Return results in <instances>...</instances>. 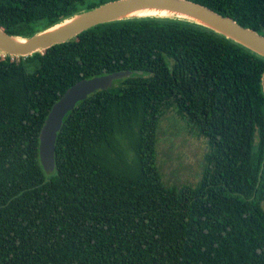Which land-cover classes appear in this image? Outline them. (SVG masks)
Listing matches in <instances>:
<instances>
[{
	"label": "trees",
	"instance_id": "obj_1",
	"mask_svg": "<svg viewBox=\"0 0 264 264\" xmlns=\"http://www.w3.org/2000/svg\"><path fill=\"white\" fill-rule=\"evenodd\" d=\"M110 0H0L27 37ZM264 35V0H191ZM37 60L33 71L25 63ZM131 74L76 102L45 173L39 132L75 82ZM205 139L195 183L157 164L162 116ZM264 58L193 22L101 23L0 56V264H264Z\"/></svg>",
	"mask_w": 264,
	"mask_h": 264
},
{
	"label": "water",
	"instance_id": "obj_2",
	"mask_svg": "<svg viewBox=\"0 0 264 264\" xmlns=\"http://www.w3.org/2000/svg\"><path fill=\"white\" fill-rule=\"evenodd\" d=\"M151 11L156 13H142ZM141 17H168L193 22L264 58V35L191 0H110L76 12L27 37L9 34L0 27V54L25 57L65 42L95 25ZM130 74V71L124 70L81 79L67 88L53 103L39 132V160L45 173L49 174L54 170L56 136L65 114L90 93L97 89H107L114 80Z\"/></svg>",
	"mask_w": 264,
	"mask_h": 264
},
{
	"label": "rangeland",
	"instance_id": "obj_3",
	"mask_svg": "<svg viewBox=\"0 0 264 264\" xmlns=\"http://www.w3.org/2000/svg\"><path fill=\"white\" fill-rule=\"evenodd\" d=\"M36 65L37 60L31 59L25 63V68L33 71ZM157 139L156 158L164 181L176 185L195 183L207 150L205 139L191 136L185 121L174 110L162 116Z\"/></svg>",
	"mask_w": 264,
	"mask_h": 264
},
{
	"label": "bare ground",
	"instance_id": "obj_4",
	"mask_svg": "<svg viewBox=\"0 0 264 264\" xmlns=\"http://www.w3.org/2000/svg\"><path fill=\"white\" fill-rule=\"evenodd\" d=\"M142 13H145V14H154V13H156V12H142ZM165 18H167V17H165ZM186 21V20H185Z\"/></svg>",
	"mask_w": 264,
	"mask_h": 264
},
{
	"label": "built area",
	"instance_id": "obj_5",
	"mask_svg": "<svg viewBox=\"0 0 264 264\" xmlns=\"http://www.w3.org/2000/svg\"><path fill=\"white\" fill-rule=\"evenodd\" d=\"M0 56H2V57H3V56H5V55H4V54H0Z\"/></svg>",
	"mask_w": 264,
	"mask_h": 264
}]
</instances>
